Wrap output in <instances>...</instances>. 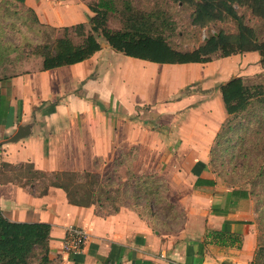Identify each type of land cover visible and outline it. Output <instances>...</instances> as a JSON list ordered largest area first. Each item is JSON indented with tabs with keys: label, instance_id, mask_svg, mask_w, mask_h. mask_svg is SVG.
Instances as JSON below:
<instances>
[{
	"label": "crops",
	"instance_id": "0c3cea01",
	"mask_svg": "<svg viewBox=\"0 0 264 264\" xmlns=\"http://www.w3.org/2000/svg\"><path fill=\"white\" fill-rule=\"evenodd\" d=\"M20 2L40 23L54 27L87 23L93 15L83 0ZM99 42L100 49L81 62L41 70L39 59L37 68L0 79V163H31L47 172H98L131 151L135 173L165 180L169 201L183 213L181 225L156 229L125 205L104 213L94 204L72 205L56 187L37 196L33 185L13 183L11 169L0 166L2 215L13 222L48 223L52 264H251L256 247L251 197L231 194L234 187L208 165L209 148L224 119L219 81L214 83L224 68L209 61L182 64L199 66L191 73L157 70L154 66L161 64L125 57ZM191 82L199 84L195 91L170 104L161 102ZM152 106L158 113L150 116L146 110L144 118L143 109ZM26 124L28 135L7 142ZM69 225L87 232L75 254L61 250ZM212 231L223 234L215 239L207 234Z\"/></svg>",
	"mask_w": 264,
	"mask_h": 264
},
{
	"label": "trees",
	"instance_id": "16d2710c",
	"mask_svg": "<svg viewBox=\"0 0 264 264\" xmlns=\"http://www.w3.org/2000/svg\"><path fill=\"white\" fill-rule=\"evenodd\" d=\"M122 1L125 3L121 13L124 18V28L115 30L106 25L107 12L114 9L111 5L112 0H98L95 5H88L89 10L93 13L87 21L88 29H85V23L60 27L40 23L33 11L24 7L20 0H0L5 5L13 4L22 7L30 14L28 24L33 25L38 34V42L32 47L31 53L40 59L41 70L71 65L89 58L100 49L99 37L116 52L157 64L206 63L211 61L213 56L226 57L242 52H256L260 64H264V38H257L254 30L244 24L231 7L232 3H241L242 0H198L195 2L193 4L194 21L201 23L210 21L216 17V13L224 11L234 22L235 32L223 34L220 30L216 31L209 34L200 45L189 51L175 50L161 37L160 31L164 30L166 24L162 11L158 9L141 11L130 5L128 0ZM174 1L182 3L188 0ZM246 7L254 16L264 18V0H248ZM4 60L6 59L0 55V65ZM10 76L12 75L5 73V69L0 72V79ZM216 88L225 117L209 148L208 165L216 174L213 166L217 165L218 161L220 171L227 174L228 172L232 173L236 168L233 167L229 171H225V163L221 154L225 150L223 146L228 144L233 134L237 135L234 144H239L242 149H244V144L249 142L245 138L248 132H252L254 135L253 145L264 143V114L259 110L252 114V117H245L244 121H234L239 115L254 110L255 106H264V84H247L240 76H232L219 83ZM247 154L248 152L244 149L239 156L245 158ZM125 156L127 155L119 154L113 162L114 168L120 165L125 166V178L117 185V189L113 190L106 189L108 186L106 182L111 178L102 179L100 174L94 171L47 172L34 169L31 163H21L18 166L0 163V166L6 170L24 167L23 171L14 173L10 180L20 186L33 185L37 196L46 194L49 187H56L64 192L67 202L72 205L86 207L94 204L101 207L103 196V199L112 202L121 196L123 199H130L135 203L143 200L144 206L148 209L151 205L162 203L169 212H173L175 206L169 201L165 180L154 174L135 173L131 169V162L126 161ZM130 157L133 158V156ZM252 168L253 166L242 161L240 163L241 176L249 174ZM257 174L259 175L257 178H261L260 176L263 175L261 171ZM20 178H23L24 182H21ZM32 179L40 180L41 184L35 185ZM260 182L262 179L257 182L252 181L250 187L245 190L236 185V181L233 180L232 184H229L234 187L230 193L236 197H246L247 195L259 197L260 192H254V190L257 183ZM111 192L114 193V196L111 195ZM116 210L117 207H113L112 211ZM180 214L181 225L183 213ZM49 229L50 225L45 222L9 221L0 211V264H52L48 258ZM207 234L212 238L219 239L223 233L212 231ZM251 264H264V246L256 247Z\"/></svg>",
	"mask_w": 264,
	"mask_h": 264
},
{
	"label": "rangeland",
	"instance_id": "374dc122",
	"mask_svg": "<svg viewBox=\"0 0 264 264\" xmlns=\"http://www.w3.org/2000/svg\"><path fill=\"white\" fill-rule=\"evenodd\" d=\"M88 5H95L98 0H83ZM198 0H188L186 2L179 3L174 0H128L127 2L141 11H150L158 9L163 12L166 24L164 30L160 31L161 37L165 42L175 50L180 51H189L196 48L200 45L209 34H212L216 31H222L223 34H230L235 32V24L229 16L224 13V11L216 13V17L210 21L198 22L194 21L195 12H194V3ZM248 0H242L241 3H232L231 7L233 8L234 13L241 19V21L247 26L251 27L257 38H264V18H259L251 14L250 9L246 7ZM113 11L107 12L106 15V25L109 28L115 30H121L124 28V18L122 16L123 5H125L122 0H112ZM30 14L25 11L24 8L10 4L5 5L0 2V55L2 58L6 59L0 65V72L5 69L7 75H15L27 70H33L37 68V63L39 58L31 53L32 47L38 42V34L36 28L33 25H29ZM85 29H88V24L85 23ZM99 41L103 43L102 38H98ZM113 51V50H112ZM117 54L119 52L113 51ZM124 56V55H123ZM126 57V56H125ZM219 58H223L222 62H216ZM140 60V59H139ZM220 60V59H219ZM144 61V60H140ZM211 61H215L213 64L216 67H223L224 72L214 80V83L219 81L217 85L232 76H240L245 83L247 84H264V64H260L259 56L256 52H242L231 54L226 57H211ZM114 60L110 59V64ZM147 62H140L139 64L146 65ZM137 64V63H136ZM157 70H162L163 68L172 71H181L185 73L195 72V69L199 66H185V65H169L161 64L154 66ZM172 68V69H171ZM158 80L154 82V85H158ZM160 83V82H159ZM216 85V84H215ZM199 87V84L196 82H191L180 86L174 92L168 94L165 100H162L163 103H172L175 100L185 96L186 94L195 91ZM109 93V92H108ZM78 94V93H77ZM256 105H258L256 103ZM50 106H46L45 111L50 110ZM142 110V107H140ZM151 110L147 112L146 110ZM144 118L147 113L148 115H155L157 111V106L144 108ZM257 110L264 114V106H255L254 110H249L248 113L239 115L234 121H244L245 117H252ZM138 111V110H137ZM147 112V113H145ZM114 113H122L119 110H114ZM142 113V112H141ZM142 113V114H143ZM153 118L155 116H152ZM225 117L223 113L222 119ZM239 133V131H237ZM237 135H232V138L229 140L226 146H223V152L221 158L224 160V169L229 171L233 169L232 173L223 174L220 171V167L217 165L213 166L216 175L226 184H232V181H236V185L241 187H250L252 181H259L262 179V182L257 183L255 191L260 192L259 197L251 196L253 203V221L255 224L256 232V247L264 246V143L253 145L254 135L252 132H248L245 136L249 140L248 143L244 144V149L248 152L245 158L239 156L244 149L239 147V144H234ZM212 145V144H211ZM122 154V153H121ZM125 160L131 162L130 156H133L131 151L123 153ZM115 155V154H114ZM111 156V153L110 155ZM116 156V155H115ZM118 157V156H117ZM208 157V155H207ZM109 160L105 166H102L98 173L102 179L110 177V180L106 182L108 184L106 189H117V185L124 180L125 169L124 165L113 167V162ZM94 164L100 165L99 159L93 160ZM245 161L249 166H253L252 171L245 175L241 176L240 163ZM105 163V162H104ZM24 167H14L11 168L13 174L23 171ZM259 171L263 173L261 178H257ZM124 173V174H123ZM237 173V174H236ZM140 174V173H139ZM142 174V173H141ZM143 174H154V173H143ZM156 175V174H154ZM158 176V175H157ZM239 176V177H238ZM160 177V176H159ZM162 178V177H161ZM21 182H24L23 178H20ZM35 185H40V180L32 179ZM169 193V191H168ZM111 195L114 196V193L111 192ZM104 197V196H103ZM102 197L101 207L99 211L112 212L113 207L118 206H128L129 208L137 211L141 216L145 217L148 223L159 230H175L180 225L181 211L174 209L168 211L165 208L164 204H155L151 205L149 209L144 206L143 200L138 202H133L130 199H123L121 196L112 202L111 200H105ZM173 204V203H172ZM97 206V205H95ZM179 212V215H178ZM178 215L176 218L175 216ZM255 247V249H256Z\"/></svg>",
	"mask_w": 264,
	"mask_h": 264
},
{
	"label": "built area",
	"instance_id": "2783aa9c",
	"mask_svg": "<svg viewBox=\"0 0 264 264\" xmlns=\"http://www.w3.org/2000/svg\"><path fill=\"white\" fill-rule=\"evenodd\" d=\"M87 239V232L80 226L69 225L64 228L61 250L68 254H75L82 248Z\"/></svg>",
	"mask_w": 264,
	"mask_h": 264
},
{
	"label": "water",
	"instance_id": "95a60500",
	"mask_svg": "<svg viewBox=\"0 0 264 264\" xmlns=\"http://www.w3.org/2000/svg\"><path fill=\"white\" fill-rule=\"evenodd\" d=\"M29 125H20L17 127L16 131L11 135L8 139L7 142H13L16 141L20 138H23L24 136L29 134Z\"/></svg>",
	"mask_w": 264,
	"mask_h": 264
}]
</instances>
